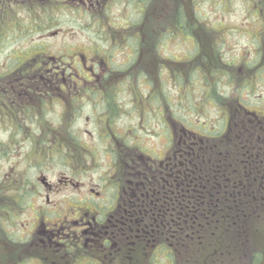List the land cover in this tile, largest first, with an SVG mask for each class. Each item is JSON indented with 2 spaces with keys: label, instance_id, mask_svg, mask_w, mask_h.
Here are the masks:
<instances>
[{
  "label": "flooded vegetation",
  "instance_id": "af4514ba",
  "mask_svg": "<svg viewBox=\"0 0 264 264\" xmlns=\"http://www.w3.org/2000/svg\"><path fill=\"white\" fill-rule=\"evenodd\" d=\"M132 6L141 13L147 0H0V122L46 131L56 102L76 136H65L67 153L40 150L66 162L55 182L42 161L28 163L38 175L27 189L20 172L2 181L0 264H264V107L244 96L249 82L218 87L221 99L206 84L197 116L165 99L162 52L149 57L144 28L131 33ZM114 7L112 49L63 39L52 51L68 14L105 25ZM121 29L126 60L113 66ZM255 31L264 40V25ZM149 63L160 82L131 78Z\"/></svg>",
  "mask_w": 264,
  "mask_h": 264
},
{
  "label": "rangeland",
  "instance_id": "374dc122",
  "mask_svg": "<svg viewBox=\"0 0 264 264\" xmlns=\"http://www.w3.org/2000/svg\"><path fill=\"white\" fill-rule=\"evenodd\" d=\"M181 0H153L156 7H153L152 11H150L153 15H148V19H144L146 26V45L149 42H154L155 35L157 34L154 30L157 27H162L166 29L172 21V13L174 8L178 5ZM187 1V0H183ZM224 4H219L220 0H204L200 6V12L202 15L210 20L212 24H216V22L222 21L223 24L226 26L225 30L221 28V32L219 35V41H221L222 48L224 51H228L231 55H234L235 58H250V50L252 46V39H250L249 31L253 29L257 23L254 22V18L251 17L250 10L247 9V3L244 0H222ZM149 5L147 6L146 10H148ZM155 8V12L153 11ZM165 11L166 13L162 17L156 18L158 12ZM131 11L133 13L132 18L135 19L139 16V11H134V7H131ZM122 10L119 8L114 7V12L107 17H102L101 24L105 25H93L83 17L82 23L81 21H72L71 14L67 16V23L62 25L63 30H65L64 34L68 36L63 37L59 36L57 38H52V51L57 50L56 46H59L64 42L65 39L68 43L67 46L73 48H81L85 51H90L92 48L95 50L98 47H103L104 50H110L112 42L106 43L105 42V35H110L111 33H115L113 29L112 20L114 21L118 15H120ZM153 17V18H152ZM138 24L135 27H131V33L139 34L143 29H138ZM56 28H52L51 30H55ZM102 29V30H101ZM145 30V29H144ZM154 32V33H153ZM123 30L118 34L120 37H123ZM38 33L34 34V38L38 40ZM63 35V33L61 34ZM144 36V35H143ZM122 37L117 38V42L115 44V63L113 65L121 66L122 61L126 60L124 56V52L128 50L127 47L121 46L123 44ZM185 37L176 38L175 41H170L166 43V47L161 46L160 51L164 56H177V62H186L189 59L191 49L193 48V44L185 41ZM120 41V42H118ZM195 46V45H194ZM103 50V49H102ZM109 53V52H108ZM123 53V54H122ZM173 53V54H172ZM149 56V54H148ZM72 60V59H71ZM237 60V59H236ZM134 72H136L134 70ZM118 75V76H117ZM116 75V80L120 81L124 79L122 74L119 72ZM196 76V75H195ZM168 77V76H165ZM143 79V77H141ZM137 80V79H136ZM135 80V82H136ZM165 80V79H164ZM170 80V79H168ZM166 80V81H168ZM257 80V85L253 84L251 89L255 92V97L260 100H264V77H261ZM134 82V81H133ZM167 94L171 97L174 96V99L179 100V108L184 109L185 107H191L195 116L199 115V111L197 108L199 105L203 104L202 99H199L197 93L188 95L185 91L182 95L179 94V90L174 88L173 84L166 86ZM179 95V96H178ZM178 96V97H177ZM208 104V103H207ZM264 107V103L262 104ZM207 109L206 114L212 116L214 119L216 116V108L213 104H209L208 106H204ZM261 107V106H260ZM201 108V107H199ZM61 109L60 103L53 102L51 105L52 114L50 116L51 121L58 122V112ZM198 111V112H197ZM17 120H4L0 122V183L5 178H10V174L19 173L21 172L25 175L31 182H33L38 175L35 166L28 165L29 162L40 163L42 161L43 170H46L45 173L48 175L49 179L52 182L58 178V175L61 174L62 171L65 170V166L63 164V158L60 156L51 158V162H47L44 156L34 149L33 145H31L29 139L30 133L36 129L38 126H42L40 123H36V127L33 124H27L26 127H23L19 130H24L23 134L24 137H18L14 134L15 129H18L16 126ZM23 124V123H22ZM90 128V127H89ZM77 130H85V123L84 122H77L76 123ZM92 129V128H91ZM11 133L12 136L11 137ZM63 139V133L59 132L58 135L50 140L52 142L51 148L55 147V143L57 139ZM20 140V144L16 141ZM5 143H8L5 145ZM57 145L54 149H58ZM61 147V146H60ZM66 147V146H65ZM5 150H7V154L5 155ZM66 163V162H65ZM28 213L25 212L24 220L28 219Z\"/></svg>",
  "mask_w": 264,
  "mask_h": 264
},
{
  "label": "trees",
  "instance_id": "16d2710c",
  "mask_svg": "<svg viewBox=\"0 0 264 264\" xmlns=\"http://www.w3.org/2000/svg\"><path fill=\"white\" fill-rule=\"evenodd\" d=\"M203 1L204 0H181L178 3L177 7L173 10V23L166 29H162L161 31H159L155 35L156 39L154 40V42H149L146 45V51L148 52L150 57L151 53L154 54L155 52H161L162 50L160 51V47H166V43L170 42L169 39H171L172 35L176 33H179L180 36H184L185 41L193 44L189 59L186 60V62L174 64V61L176 59L175 55L168 56L169 59H162L161 57H159V55H154L158 57V61L162 60V70L160 71H166L168 76L162 82L164 93L163 97L167 100L175 98L174 96L171 97L167 94V84H173L174 88H177L179 90L180 95L184 93L183 91H185L188 95L197 93L199 99H203L206 97V91L204 90V88L206 87L205 85L211 84L212 87L210 88V92L212 93V98L215 99L218 93L217 88L225 85L227 83V79H229L228 83L241 85L243 83H248L249 78L252 74L257 79L264 77V40L259 39L255 30L249 31L250 39H252L251 41H253L250 50L251 52L249 54L250 58H235L234 55H231L227 50L224 51L221 41H219V35L221 32L220 27L225 30L226 26L222 21L216 22V24H212L210 23V20H207V18L202 15L199 6ZM244 2L247 3L245 5L251 12L250 18L253 17L255 19L254 22L257 23L256 28L260 24L261 26L264 25V0H244ZM219 4L224 3L222 0H220ZM148 5L149 7L146 12H139L140 17L138 20H136V23L131 25L132 28L137 24L139 25L138 29L144 28V19H148V15H153L150 11H152L153 7H156V4H154L153 0H147V6ZM153 11L155 12V8ZM165 13L166 12L164 10L162 12H158L156 18L162 17ZM155 30H157V28ZM138 43L141 44L140 41H138ZM140 50H142V48ZM167 61H171V63ZM142 74L147 76V81L149 82H160L158 74L151 63L147 65L144 72H140V74H136L133 75V77H130L136 78L137 81H139L138 79L141 78ZM109 79H111V77L107 78V80ZM114 79V81H116V75L114 76ZM194 88L198 89L194 90ZM219 99H221V97ZM57 121L58 122L49 121L46 131L43 124L42 131H40L32 121L25 122L27 124H33L36 127V130L34 129V131L30 133L28 139L35 150L40 151L42 148H51L52 142H50V140L55 138L59 132H64V139L58 138L56 143L54 144L55 147L57 145H60L61 148L60 146H58L57 148L59 149H53L55 151H61L65 153L68 152L66 148H62L64 147V145H66L64 144L66 141L65 136H71L72 138L76 137L73 131L74 122L69 120H62L60 119V117ZM15 124L18 129H15L14 134H16L18 137L25 138L23 134L24 130H19L23 127H26V125H24V122L18 120ZM11 137H14L12 136V133ZM16 142L18 143V145L20 144V140ZM6 144L8 143H5V145ZM6 154L7 150H5V155ZM57 155L60 156L61 154L57 153ZM29 163L33 164V162ZM24 179L28 181L29 178L22 174L19 178L20 182L18 183L21 189H27V185ZM6 189H8L6 183H0V194H2V192H4V194H7Z\"/></svg>",
  "mask_w": 264,
  "mask_h": 264
}]
</instances>
